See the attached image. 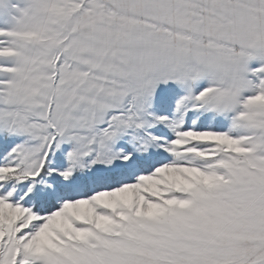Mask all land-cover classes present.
<instances>
[{"label":"snow or ice","instance_id":"snow-or-ice-1","mask_svg":"<svg viewBox=\"0 0 264 264\" xmlns=\"http://www.w3.org/2000/svg\"><path fill=\"white\" fill-rule=\"evenodd\" d=\"M0 264H264V0H0Z\"/></svg>","mask_w":264,"mask_h":264}]
</instances>
